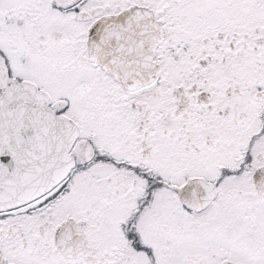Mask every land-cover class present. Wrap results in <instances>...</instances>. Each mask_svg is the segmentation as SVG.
<instances>
[{
	"label": "snow or ice",
	"instance_id": "snow-or-ice-1",
	"mask_svg": "<svg viewBox=\"0 0 264 264\" xmlns=\"http://www.w3.org/2000/svg\"><path fill=\"white\" fill-rule=\"evenodd\" d=\"M0 264H264V0H0Z\"/></svg>",
	"mask_w": 264,
	"mask_h": 264
}]
</instances>
